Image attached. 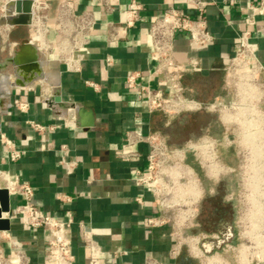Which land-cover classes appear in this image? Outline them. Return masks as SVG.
Here are the masks:
<instances>
[{"label": "crops", "instance_id": "crops-1", "mask_svg": "<svg viewBox=\"0 0 264 264\" xmlns=\"http://www.w3.org/2000/svg\"><path fill=\"white\" fill-rule=\"evenodd\" d=\"M4 1L0 0V89L8 87L10 105L5 108L0 105V134L24 153L11 162L0 142V187H4L5 178L17 176L30 184L32 201L39 209L60 220L66 218V211L71 213L74 264H87L89 258L78 235L79 221L93 229L103 264H144L147 255L161 264H175L176 259L170 257L174 243L171 224H147L148 219L167 214H163L150 193L134 182L135 170H145L148 147L143 142L125 144L128 134L160 132L162 125H170L173 118L149 110L146 101L126 86L125 77L137 71L143 84L164 87V78L155 73L156 62L150 57L148 28L167 7L185 9L183 0H139L142 4L139 22L126 38L117 41L108 39L107 24L121 22L129 0H109L112 10L105 9L101 0H78V9L90 10L95 20L81 71L70 72L60 56L38 49L43 72L51 82L59 84L37 79L15 87L9 85L13 74H8L7 68L15 66L8 59L23 38L33 39L28 26H9L2 20ZM207 1L210 3L205 8V19L214 41L206 47H194L189 45L186 34L177 33L173 55L181 66H187L189 58H196L200 66L199 72L183 74L185 96L200 101L224 100L228 93L225 71L235 52L238 34L247 27L250 16L255 21L252 32L261 66L259 78L264 82V14L254 15L249 9L257 0H236L233 5L226 0ZM50 2L52 20L57 0ZM256 28L261 31H255ZM56 37L51 32L50 38ZM107 56L112 59L110 66L105 64ZM85 80L95 82L97 88ZM55 88L67 105L60 109L64 114L58 117L43 103ZM14 98L29 103L27 112L14 109ZM79 107L92 112L88 114L93 118L92 125H79L76 114ZM180 114H174V118ZM26 120L58 123L59 127L38 133ZM61 146L67 151L65 160L75 162L70 172L60 162L64 156ZM9 197L10 210L1 213L9 219V229L0 230L2 257L12 256V242L17 241L28 257L27 264H49L45 233L13 216L21 199L12 193Z\"/></svg>", "mask_w": 264, "mask_h": 264}, {"label": "built area", "instance_id": "built-area-1", "mask_svg": "<svg viewBox=\"0 0 264 264\" xmlns=\"http://www.w3.org/2000/svg\"><path fill=\"white\" fill-rule=\"evenodd\" d=\"M101 2L105 9L112 10L109 0H101ZM183 2L185 9L167 7L150 23L148 28L150 57L156 62L155 73L164 78V87L151 88L143 84L139 80L140 73L137 71L127 74L126 86L135 90L139 98L146 101L149 110H157L164 114L195 112L201 109L218 111L220 114H237L239 109L249 108L250 110L244 114H260L262 118V114L256 109V102L264 96V82H261L259 78L261 66L256 58L257 44L253 40L254 16L247 18V27L239 32L235 52L225 71L226 85L229 87L233 84L237 87L239 102L234 106L228 105L231 108L235 107V110L225 109L224 100L200 101L184 95L181 84L183 74L199 72L200 66L196 58H189L187 66H181L175 61L173 43L176 34H186L189 45L194 47L210 45L214 41V36L208 30L205 19V8L210 2L207 0H183ZM226 2L233 5L236 0H226ZM77 4L78 0H57L55 13L51 20L50 0H33L31 21L28 24L37 48L46 54L60 56L70 72L81 71L84 53L90 42L89 35L95 25L91 11L79 10ZM249 9L254 15L264 14V0H257L255 4L249 6ZM141 11L142 4L139 0H129L121 22L107 24L108 39L117 41L126 38L128 31L139 22ZM255 31L261 30L256 28ZM51 32L56 34V39L50 38ZM105 64L107 66L112 64L110 56L105 58ZM85 83L94 89L97 88V84L91 80H85ZM12 105L16 111L21 113L27 112L29 108V103L21 98H14ZM25 122L38 133L59 127L58 123L45 124L33 120ZM0 142L6 149L7 157L11 162L18 160L24 153L23 149L16 147L15 143L2 133ZM136 142L146 143L148 152L145 170H135L134 182L150 193L163 214H167L166 217L150 218L147 224L170 223L169 210L175 205H180L183 209L180 208L175 215L184 222L181 227L187 228L200 197L199 184L192 177L190 168L184 163L186 149L192 145L189 143L183 146L170 144L157 131L127 135L125 144ZM61 149L64 156L60 162L64 164L66 171L70 172L75 162L65 160L67 151L64 146H61ZM180 179L194 184L178 196L181 188L176 186L175 182ZM4 187L7 188L9 194H17L21 199L14 209L13 216L23 220L30 228L41 229L45 233L47 262L49 264H74L70 239V229L74 222L71 213L66 211V218L60 220L39 209L32 201V187L17 176L7 177ZM137 200L141 201L140 198ZM77 225L79 238L88 252L87 264H103L100 260L102 250L93 237V229L85 226L82 221H79ZM171 227L176 239L177 229H174L172 225ZM12 246L10 258H3L0 248V264H27L28 257L21 244L13 241ZM179 248L180 245L174 242L170 250L171 258H177ZM144 264L161 263L147 255L144 258Z\"/></svg>", "mask_w": 264, "mask_h": 264}, {"label": "flooded vegetation", "instance_id": "flooded-vegetation-1", "mask_svg": "<svg viewBox=\"0 0 264 264\" xmlns=\"http://www.w3.org/2000/svg\"><path fill=\"white\" fill-rule=\"evenodd\" d=\"M249 110L239 109L237 114L204 109L182 113L163 129L168 143L192 145L186 149L184 163L200 187L194 214L185 228L191 239L180 246L175 264H239L227 183L234 179L241 152H249L242 139L257 125L264 128V114L259 116V124L252 114H244ZM184 256L189 257L188 263L182 260ZM248 264L260 262L256 259Z\"/></svg>", "mask_w": 264, "mask_h": 264}, {"label": "rangeland", "instance_id": "rangeland-1", "mask_svg": "<svg viewBox=\"0 0 264 264\" xmlns=\"http://www.w3.org/2000/svg\"><path fill=\"white\" fill-rule=\"evenodd\" d=\"M236 88L237 87L233 84L229 85L227 89L228 93L226 94L227 96L224 98L225 109H229L230 111H234L235 107L231 108L228 105L234 106L239 102ZM256 103V109L260 111L261 114H264V96H262ZM164 115H171L172 117L170 118L175 119L174 114ZM252 116L255 117L257 123H259L260 114H252ZM166 127L167 125H162L161 128L164 129ZM260 127V125H257L255 129L253 128L252 131H250L254 133L253 142L248 139V134L245 139H242V142L249 146V152H241L239 157L240 160L235 164L234 179L227 183V196L232 203V220L236 231L238 259L240 258L239 252L243 246L247 248H243L242 255L245 254V250H248L249 252L252 251V255L256 254L258 250L260 254H264V250H262L264 249V128L260 129ZM163 129L160 130L159 133L165 136L167 134ZM175 184L181 188V191L178 192L179 196L182 194L181 192L189 189V186L194 183L180 179V181H176ZM180 208H182L180 205L171 207L168 216L171 217L170 223L173 228L177 229V238H174V242H177L182 246L183 244H188L191 238L189 232L181 227L184 224L182 219L175 215ZM242 255L241 257L243 258ZM246 257L248 258L246 264L251 260H256V258H251L248 254H246ZM258 261L260 262V260Z\"/></svg>", "mask_w": 264, "mask_h": 264}, {"label": "water", "instance_id": "water-1", "mask_svg": "<svg viewBox=\"0 0 264 264\" xmlns=\"http://www.w3.org/2000/svg\"><path fill=\"white\" fill-rule=\"evenodd\" d=\"M33 0H6L2 3L3 16L2 20L9 26H28L31 21V7ZM41 54L35 43L29 38H23L14 51L13 55L8 59L10 65H14V69L8 67V74H13V80L9 82L12 87L26 86L32 81L43 79L50 84L58 85L59 82H51L50 78L43 72L39 59ZM6 75V74H5ZM8 87L0 89V105L3 108L8 107L9 98L7 95ZM47 108L51 110L54 117H58L64 112L60 109L67 105L62 102L59 90L55 88L53 94L43 100ZM79 117V125L88 127L93 124L91 111L85 110L83 107L76 109ZM10 210V197L6 187H0V230L9 229V219L2 216V212L8 213ZM182 260L189 262V257L184 256Z\"/></svg>", "mask_w": 264, "mask_h": 264}, {"label": "bare ground", "instance_id": "bare-ground-1", "mask_svg": "<svg viewBox=\"0 0 264 264\" xmlns=\"http://www.w3.org/2000/svg\"><path fill=\"white\" fill-rule=\"evenodd\" d=\"M251 134V135H250ZM250 135V136H249ZM253 135H254V133L253 132H249L248 133V139L250 140V141H254V137H253ZM256 144V143H255ZM6 184V178H5V181H4V185ZM243 248H247V247H241V250H240V254H239V259H240V264H246L247 262H248V258L246 257V254H248L249 256H251V258H256V259H258V260H260V264H264V254H260L259 253V250L256 252V254H253L252 255V251L251 252H249L248 250H245L244 251V253L245 254H243L242 255V251H243ZM262 250H264V249H262ZM241 255L243 256V258L241 257ZM257 255H260V256H257ZM245 257V258H244ZM249 260H250V257H249ZM208 263H212V264H215V262H212V261H210V262H208Z\"/></svg>", "mask_w": 264, "mask_h": 264}]
</instances>
